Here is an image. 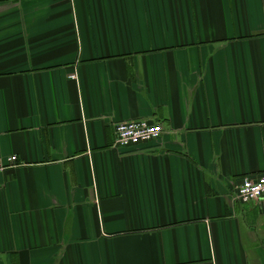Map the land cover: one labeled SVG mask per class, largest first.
I'll use <instances>...</instances> for the list:
<instances>
[{
	"label": "crops",
	"instance_id": "0c3cea01",
	"mask_svg": "<svg viewBox=\"0 0 264 264\" xmlns=\"http://www.w3.org/2000/svg\"><path fill=\"white\" fill-rule=\"evenodd\" d=\"M12 155L0 264H264V0H0Z\"/></svg>",
	"mask_w": 264,
	"mask_h": 264
},
{
	"label": "built area",
	"instance_id": "2783aa9c",
	"mask_svg": "<svg viewBox=\"0 0 264 264\" xmlns=\"http://www.w3.org/2000/svg\"><path fill=\"white\" fill-rule=\"evenodd\" d=\"M114 146L118 148L136 147L160 136L162 125L148 118L132 119L114 123ZM18 165L15 155L0 159V173ZM234 195L240 203H249L264 197V173L248 175L235 187Z\"/></svg>",
	"mask_w": 264,
	"mask_h": 264
}]
</instances>
